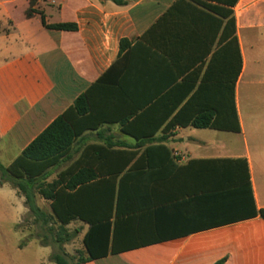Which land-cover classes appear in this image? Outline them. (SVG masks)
I'll list each match as a JSON object with an SVG mask.
<instances>
[{
    "label": "crops",
    "instance_id": "0c3cea01",
    "mask_svg": "<svg viewBox=\"0 0 264 264\" xmlns=\"http://www.w3.org/2000/svg\"><path fill=\"white\" fill-rule=\"evenodd\" d=\"M20 1L0 0L5 168L66 114L89 129L48 170H58L54 180L85 153L89 166L109 168L91 148L110 141L137 154L135 163L145 149L123 124L153 131L158 99L179 85L192 87L185 103L202 91L204 106L238 119L239 132L164 123L153 139L165 140L177 167L154 169L111 220L107 256L84 264H264V0H41L30 19L27 2L20 18L11 12ZM41 14L76 30H48ZM122 41L131 44L123 52ZM83 96L89 112L79 116ZM5 187L13 188L0 185V193Z\"/></svg>",
    "mask_w": 264,
    "mask_h": 264
},
{
    "label": "trees",
    "instance_id": "16d2710c",
    "mask_svg": "<svg viewBox=\"0 0 264 264\" xmlns=\"http://www.w3.org/2000/svg\"><path fill=\"white\" fill-rule=\"evenodd\" d=\"M40 1L22 0L17 5L28 3L26 16L30 19L37 13L36 6ZM115 1L120 3L118 0ZM41 17L43 26L48 30H76V26L71 24L48 25L44 14H41ZM130 46V42L122 41V52ZM103 81L104 77L100 79V82ZM183 88V85H179L174 91L158 99L162 106L157 109L161 121L153 131L148 130L150 124L147 130L140 133L136 131L135 125L133 127L123 124V133L138 141L137 148L145 149L142 157L135 163L133 162L137 154L132 151L115 150L125 147L110 141L107 147L91 148L96 150L97 161L106 162L108 166L110 165L109 168L89 166V158L85 153L86 155L76 164L61 172L56 180L49 182L48 170L68 158L76 139L84 130L89 129V126L79 129L69 120L67 114L55 120L10 167L5 168L0 162V185L11 184L18 194L24 197L26 208L38 223L42 222L44 226H49L50 217L57 221L62 233L54 235L49 229V237L55 244L64 246L72 242L73 238L67 227L73 222L79 221L89 226L82 240L84 252L81 253L79 260L77 262L69 260L64 250L60 249V252L51 255L50 259L54 264H84L107 256L112 232L111 220L114 216L116 218L121 216V208L126 200L137 191H144L141 184L153 180L154 169L169 166L173 170L177 167L172 151L165 145V140L153 139L170 118L172 119L166 127L168 130L192 126L196 129L240 131L236 114L232 121L227 116V108L204 106L206 103L208 105L210 100L209 95L202 91L194 93L185 103L192 87L180 91L184 90ZM226 98L225 96L224 100L223 98L220 100L219 97L220 103ZM230 100L234 104L233 96ZM200 102L203 104L198 107ZM75 110L79 116L89 112L86 96L76 101ZM38 197L50 203L51 215L38 205ZM133 211H136V208H133ZM258 215L264 220V209L258 211ZM42 246L49 247L48 240Z\"/></svg>",
    "mask_w": 264,
    "mask_h": 264
},
{
    "label": "rangeland",
    "instance_id": "374dc122",
    "mask_svg": "<svg viewBox=\"0 0 264 264\" xmlns=\"http://www.w3.org/2000/svg\"><path fill=\"white\" fill-rule=\"evenodd\" d=\"M17 7V9H15ZM25 4L10 6L11 12L17 18L22 16ZM246 95H243L245 100ZM263 136V135H262ZM129 142L133 140L127 138ZM251 140V139H250ZM253 152L260 150L255 141L250 143ZM264 148V147H263ZM58 170L52 171L49 181L56 178ZM38 205L51 215L50 204L40 197L37 198ZM21 208L23 211H21ZM54 235L61 234L57 221L50 217L49 226L37 222L25 206V200L20 199L13 188L5 187L0 193V264H54L51 255L63 249L69 260L77 262L84 252L83 237L87 227L81 222H73L67 227L72 236V242L61 246L55 244L49 231ZM48 240L49 247H41ZM25 246L24 248H22Z\"/></svg>",
    "mask_w": 264,
    "mask_h": 264
},
{
    "label": "clouds",
    "instance_id": "9594fccd",
    "mask_svg": "<svg viewBox=\"0 0 264 264\" xmlns=\"http://www.w3.org/2000/svg\"><path fill=\"white\" fill-rule=\"evenodd\" d=\"M21 211H23V209L21 208Z\"/></svg>",
    "mask_w": 264,
    "mask_h": 264
},
{
    "label": "built area",
    "instance_id": "2783aa9c",
    "mask_svg": "<svg viewBox=\"0 0 264 264\" xmlns=\"http://www.w3.org/2000/svg\"><path fill=\"white\" fill-rule=\"evenodd\" d=\"M176 155V154H175Z\"/></svg>",
    "mask_w": 264,
    "mask_h": 264
}]
</instances>
